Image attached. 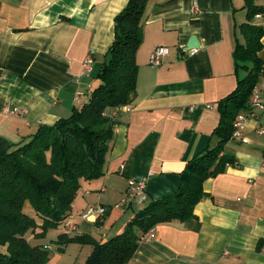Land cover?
I'll list each match as a JSON object with an SVG mask.
<instances>
[{
	"label": "crops",
	"instance_id": "0c3cea01",
	"mask_svg": "<svg viewBox=\"0 0 264 264\" xmlns=\"http://www.w3.org/2000/svg\"><path fill=\"white\" fill-rule=\"evenodd\" d=\"M127 1L0 0V154L87 99L114 37V17ZM194 2L198 13L192 16ZM243 5L147 1L135 97L111 113L114 137L104 172L82 183L65 226H59L68 235L89 234L101 242L120 233L138 210L177 189L195 153L215 145L217 101L236 86L233 50L246 21ZM252 22L264 26V15ZM191 36L197 47L183 51ZM260 39L263 66L255 87L264 103V34ZM160 45L169 51L153 67L149 55ZM88 54L90 70L83 66ZM243 123L245 140L231 136L222 149L233 163L202 183L206 195L194 207L197 220L156 224L127 264H264V106ZM130 177L145 180L147 197L122 209L117 204ZM89 204L107 210L85 219ZM81 246L88 255L91 245Z\"/></svg>",
	"mask_w": 264,
	"mask_h": 264
},
{
	"label": "trees",
	"instance_id": "16d2710c",
	"mask_svg": "<svg viewBox=\"0 0 264 264\" xmlns=\"http://www.w3.org/2000/svg\"><path fill=\"white\" fill-rule=\"evenodd\" d=\"M148 0H128L114 17V37L97 74L98 82L78 107L53 124H40L35 132L0 154V264H45L50 252H63L68 243L91 245L84 264H127L141 237L158 223L196 221L195 205L206 195L202 183L221 172L234 156L222 152L231 138L239 112L248 115L250 95L262 71L258 56L264 26L255 24L264 5L244 0L246 21L233 50L237 74L235 88L217 101V142L190 158L180 183L169 196L151 200L138 210L125 228L98 242L89 234L57 236L56 248L31 243L49 228L65 226L73 201L84 181L99 178L114 137L111 113L131 104L136 94L138 65L135 55L142 42L141 17ZM29 206L33 213L26 211ZM39 230V231H38Z\"/></svg>",
	"mask_w": 264,
	"mask_h": 264
},
{
	"label": "built area",
	"instance_id": "2783aa9c",
	"mask_svg": "<svg viewBox=\"0 0 264 264\" xmlns=\"http://www.w3.org/2000/svg\"><path fill=\"white\" fill-rule=\"evenodd\" d=\"M198 13V7L196 3L194 2L190 8V15L195 16ZM168 47L167 46H156L153 48L149 55L148 63L149 65L153 67H158L162 64L163 56L168 54ZM92 62V56L91 54H88L85 59L83 66L86 70H90V64ZM264 89V86L262 87ZM249 105L253 109L247 116H253L255 110L262 109L264 106V103L260 96V91L258 88L254 87L250 99H249ZM7 110V108H6ZM16 109H14L15 111ZM246 117V113L239 112L236 115V118L233 122V132H232V138H238L241 140H245V138L242 135V130L244 128V119ZM259 133L264 134V129H260ZM147 197L146 193V185L145 180L141 177H130L127 180V188L125 193L122 195V197L118 201V206L122 209L129 206L133 201H144ZM107 208L104 205L101 204H89L86 206L85 210L82 213V217L86 219L91 216H100L106 212ZM67 226H71L69 228H72V225L67 224ZM152 230H149L148 233L151 234ZM149 234V236H150Z\"/></svg>",
	"mask_w": 264,
	"mask_h": 264
},
{
	"label": "rangeland",
	"instance_id": "374dc122",
	"mask_svg": "<svg viewBox=\"0 0 264 264\" xmlns=\"http://www.w3.org/2000/svg\"><path fill=\"white\" fill-rule=\"evenodd\" d=\"M264 3V0H254ZM99 192V191H98ZM26 211L33 213V210L26 206ZM39 231V230H38ZM64 228L56 227L49 228L44 231L41 235L34 236L32 233L27 232L26 237L31 243L48 244L50 249L56 248V238L59 234L65 233ZM67 233V232H66ZM72 235V234H71ZM86 246H81L78 243H68L64 247L63 252L53 251L49 254V259L46 260L45 264H84L86 257ZM83 248V249H82ZM91 252V251H90ZM89 252V253H90Z\"/></svg>",
	"mask_w": 264,
	"mask_h": 264
},
{
	"label": "water",
	"instance_id": "95a60500",
	"mask_svg": "<svg viewBox=\"0 0 264 264\" xmlns=\"http://www.w3.org/2000/svg\"><path fill=\"white\" fill-rule=\"evenodd\" d=\"M196 37L191 36L188 40V43L186 44V46L183 48V51H188V50H192L194 48L197 47L198 42H196Z\"/></svg>",
	"mask_w": 264,
	"mask_h": 264
}]
</instances>
